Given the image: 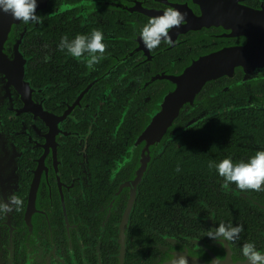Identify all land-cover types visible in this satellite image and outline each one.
Here are the masks:
<instances>
[{
  "label": "flooded vegetation",
  "instance_id": "1",
  "mask_svg": "<svg viewBox=\"0 0 264 264\" xmlns=\"http://www.w3.org/2000/svg\"><path fill=\"white\" fill-rule=\"evenodd\" d=\"M262 6L0 0V159L17 158L19 175L0 163V264L264 256ZM213 52L230 73L184 106L137 182L135 133L173 78Z\"/></svg>",
  "mask_w": 264,
  "mask_h": 264
},
{
  "label": "water",
  "instance_id": "2",
  "mask_svg": "<svg viewBox=\"0 0 264 264\" xmlns=\"http://www.w3.org/2000/svg\"><path fill=\"white\" fill-rule=\"evenodd\" d=\"M9 8H7L8 10ZM23 8L20 9V14L17 16V22L21 18ZM253 13L257 27L264 26V6L259 7ZM11 19L13 16L9 14ZM1 16H4L2 13ZM12 20V24H7L8 28L17 24ZM4 23H0V27H3ZM259 38H264V33L261 32ZM219 53L213 52L205 55L201 62H197L186 70L178 77L173 78L175 80V86L168 85L167 93L164 95V99L161 101L160 110L155 113L153 110L148 114V120H150V126L146 131H137L133 137L134 154H138V148L143 145L140 150L141 155L145 156L143 161L139 160L135 168L136 181H140L147 171L151 168L156 151L161 145L170 140L176 130L174 122L178 118L181 110L186 104H192L194 97L203 88L205 84L217 79L218 77L225 75L228 72L226 67H222L219 62ZM172 77L167 79L171 82ZM170 88L173 91H170ZM170 91V92H168ZM1 105V101H0ZM8 152V143L5 137L0 133V153ZM139 155V154H138ZM2 168L12 172L16 177V181L19 178L17 158H8L7 162L4 159H0ZM14 172V173H13ZM207 255L192 254L188 250L176 251V253L167 262L161 264H264V256H252L245 257L244 259H236L233 251L226 247L223 253L217 254L213 250L206 251Z\"/></svg>",
  "mask_w": 264,
  "mask_h": 264
},
{
  "label": "trees",
  "instance_id": "3",
  "mask_svg": "<svg viewBox=\"0 0 264 264\" xmlns=\"http://www.w3.org/2000/svg\"><path fill=\"white\" fill-rule=\"evenodd\" d=\"M154 160V159H153Z\"/></svg>",
  "mask_w": 264,
  "mask_h": 264
}]
</instances>
